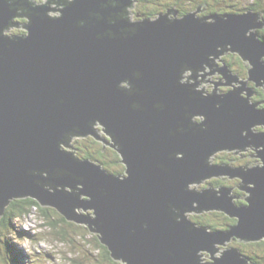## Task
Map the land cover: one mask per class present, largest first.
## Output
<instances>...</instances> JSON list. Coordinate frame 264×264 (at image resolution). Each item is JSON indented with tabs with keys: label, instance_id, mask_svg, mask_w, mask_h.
<instances>
[{
	"label": "water",
	"instance_id": "1",
	"mask_svg": "<svg viewBox=\"0 0 264 264\" xmlns=\"http://www.w3.org/2000/svg\"><path fill=\"white\" fill-rule=\"evenodd\" d=\"M55 2L61 7L0 0V217L11 201L31 198L84 224L123 264H251L226 246L264 241V132L251 131L264 126V109L250 104L252 91L248 98L242 89L203 98L179 79L183 66L215 71L211 63L231 52L264 86L259 14L212 21L160 15L129 24L122 16L127 0ZM14 19H27L24 35H5ZM215 72L239 80L226 66ZM199 100L214 105L204 123H194L205 129L190 123ZM96 126L111 139L126 176L63 150L75 151L69 144L76 137L99 139ZM241 148L254 150L262 165L207 161ZM219 176L241 179L244 205L226 187H193ZM209 212L236 218V225L212 231L195 223V215Z\"/></svg>",
	"mask_w": 264,
	"mask_h": 264
},
{
	"label": "rangeland",
	"instance_id": "2",
	"mask_svg": "<svg viewBox=\"0 0 264 264\" xmlns=\"http://www.w3.org/2000/svg\"><path fill=\"white\" fill-rule=\"evenodd\" d=\"M158 1L159 0H156L155 2L158 3ZM258 1L263 7L264 0H258ZM161 2H163V0H161L160 3ZM227 2L228 3L231 2V5L228 3L227 5H229L233 11H240L247 4H249V2H252V0H229ZM33 3L35 4L45 3V0H35L33 1ZM49 15L52 17L59 16L56 11H51ZM228 15H233V14L228 13ZM26 20L27 19H14L13 25H12L14 26V28H11L5 31V35L12 36V35L25 34L26 30H22V28ZM263 28H264V25L262 26V28H257V30L263 29ZM251 33H253V29H249V31L245 33L246 37H249ZM257 41L261 42L260 40H257ZM262 43L264 44V42ZM235 56H238L241 62H243V60L241 59L238 53H231V52H227L225 55L218 57L220 58V60L218 58L217 59L220 62H222L221 59L224 57L231 66V69H230L229 66L227 65L228 71L230 73H233L234 76H238L239 80H241L242 83H238L237 80L229 82L228 79H226L219 73L214 72V70L203 65L200 69L204 68L203 74L205 75L201 77L199 76L200 73H198V77H197V80L200 83L199 87L201 88L202 93L206 91V92H210V94H213L214 92V94L216 93L215 95H223L232 89L234 90L242 89L241 93H245L246 94L245 98H248L247 93L249 91H252V87H251L252 83L256 86V84L253 81H251L248 77V70L250 69L251 66L249 64L243 63L246 67V72L245 73L239 72ZM230 59L232 60L231 63L229 62ZM219 61H217V63L219 64V66H222L221 65L222 63H220ZM261 62L264 63V56L261 57ZM209 72H212V73L210 74ZM182 81H183V78H182ZM257 88H262V86H257ZM203 95L208 96L207 93H204ZM252 95L254 96L253 92H252ZM252 95L250 96V98L255 100V101L254 100L252 101L254 102V104H257L256 109H259V110L264 109L263 103L259 104L258 102H256L257 100H260V99L256 100L255 97H253ZM252 101L251 102L249 101L250 104H252ZM195 118L196 116H194V119ZM192 121L194 123H200L194 120ZM251 131L254 133H263L264 126H261V125L254 126L251 128ZM107 139H110V138L107 137ZM89 140L87 138H82V139L80 138V140L71 141L69 146H72V148L73 146L76 147L77 150L75 151L67 147H63V149L66 152H74L73 156L75 158L79 160H83L80 158V156L84 158L86 153H88L87 151H90L93 149ZM77 143H78V147L76 145ZM83 145H84L83 150H80L81 148L79 147H82ZM236 153L246 154L248 155L249 158L247 157H244L243 159L241 158L242 161L240 162L234 161L235 166L233 167L227 160L232 159L234 155H236ZM216 154L217 155L215 156V164H212V165H216V166L224 165V166H230L233 168H240L238 166L255 167L258 165H262V162H260V160L256 158L258 154H256V152L250 148H241L238 150H223V151L217 152ZM256 160L257 161L259 160V161L255 162ZM116 165H117L118 170H120L119 164L117 163ZM109 167L113 169L115 166L112 164H109ZM212 178H218L217 180L220 181L221 183L219 186L228 188L231 193L230 194L231 197L232 196L237 197L235 199L237 202L243 201V199L248 196L247 192L245 193L241 191L240 193H238L236 191L237 190L236 186L239 185V183H241L240 178L238 177L229 178V176H219V177H212ZM237 180H239V182ZM193 187L196 189H200V187L202 186L195 185ZM67 190L70 191L69 188H67ZM81 199H85V197H82ZM236 205H242V204L237 203ZM43 208H49V207H43ZM49 211L53 214L52 208H49ZM75 211L77 214H82L84 212L82 209H75ZM195 216H199L201 218L203 216H206L208 217L209 222H218L219 224L221 223L224 224L228 222L227 218H229L230 220L233 219L227 216L223 212H209V213L195 215ZM0 218H2V216ZM189 219H190V215H189ZM235 220L237 221L236 218ZM69 223H72V224L66 225V226L65 224H62L58 227V230L64 229L61 235L63 238H65V240H63L61 239V237L58 236L56 230L49 229V225H47V222L43 220L42 218H40L37 212L35 213V215L32 214L20 220H15L14 225L16 226V228L24 231V233L22 234L18 235L16 233H12L9 236L11 244L14 248L12 251L15 250L16 252H18V255L15 256L16 252L14 253L12 252V254H9L10 256H8L7 255L8 253H6L5 250L3 249L4 245L0 243L2 245V247L0 246V264H123L121 261L113 260L112 258H110V260H107L106 258H104V256H101L99 254L101 251V248H99V245L96 244L97 242H96L95 234L89 232V230H87L88 228L84 227V224H77L74 221H70ZM201 224L205 225V227L212 226V223L206 224L202 222ZM234 225H236V223ZM213 230L217 231L216 229H213ZM226 230L227 229H224V231ZM7 237L8 236H6V238ZM84 238H86V240L88 239L87 245L85 242H83ZM228 246L236 248L238 246V243H236L235 240H232L231 242L228 243ZM219 247L220 246H217V249ZM207 254H203L202 258L204 262L208 263L210 262V259H209V254L208 255ZM216 254L220 255V253L218 252H216ZM259 254L264 255V250L261 251ZM251 262L252 261L250 260V263ZM260 264H264L263 257H261L260 259Z\"/></svg>",
	"mask_w": 264,
	"mask_h": 264
},
{
	"label": "flooded vegetation",
	"instance_id": "3",
	"mask_svg": "<svg viewBox=\"0 0 264 264\" xmlns=\"http://www.w3.org/2000/svg\"><path fill=\"white\" fill-rule=\"evenodd\" d=\"M156 0H127V6L124 8L123 10V14L122 16L127 20V22L129 24H138L142 21L145 20H155L156 18L160 17V15H167V19L172 20V19H179L182 18L186 15L192 14L195 19L200 20V21H212V19L216 16H226L229 14H233V15H239V14H243V13H254V14H259V18L261 17V14L259 12H255V8H251V11H249L248 9H241L240 11H233L229 5H224L221 2L223 1L224 3H227V0H163V2L160 3L161 0L158 1V3L155 2ZM229 1V0H228ZM259 2V1H258ZM251 3L253 4V2H250L249 4L251 5ZM258 8L259 9H264V6L262 7L260 2L258 3ZM55 7H61L60 4H54ZM231 5V2H230ZM256 5V4H255ZM51 6V5H50ZM54 8V7H53ZM56 9V8H55ZM254 11V12H253ZM264 11V10H263ZM258 30H256V34L258 36V38L260 37L261 39L263 37V29H259V33H257ZM218 58V57H217ZM220 60V58H218ZM218 59L215 60V63H211V66L215 67V71H217V67L219 64L217 63V61H219ZM237 65H238V69L239 72H246V67L243 64V62H241L240 58L238 56H235ZM222 63L221 65L229 66V68L231 69L230 64L227 62V60L223 57L221 59ZM229 62L231 63L232 60L230 59ZM224 63V64H223ZM198 67L201 66H195V67H187L186 65L183 66L180 75H181V81L179 79V82L182 83L183 85H190V91L194 92L196 94L197 97H205L203 94L207 93L208 96L212 95L210 94V92H206L204 91L202 93L199 81L197 80L198 77V72L200 73L199 76L203 77L204 73V68L199 69ZM212 68V67H211ZM197 69V70H196ZM214 71V72H215ZM210 74L212 72H209ZM232 76H234L233 73H231ZM183 78V81H182ZM226 79L229 80V82L231 81H236L230 78V75L227 74V77H225ZM238 83H241V80H237ZM126 84H124L125 86ZM251 85V84H250ZM252 92L254 94L253 97H255V99H260L257 100L256 102H258L259 104H264V86H262V88H257V86H255L252 83ZM226 93V92H225ZM214 94V92H213ZM216 94V93H215ZM248 94V93H247ZM245 93H241V97H245ZM254 99H249V101L251 102ZM200 102L203 101L200 110H198L197 114L195 115H190V120H191V125L197 126L199 128L205 129L207 126L206 125H201L198 126L196 124H194V121L200 122V123H204L207 120V117L210 116V112L214 111V105L212 104L211 100H199ZM255 101V100H254ZM188 104L194 105L192 101H188ZM252 104H254V102L252 101ZM257 105V104H254ZM198 107V106H197ZM200 115L201 119L199 116ZM194 116H196V118L194 119ZM199 117V118H197ZM205 120H204V118ZM97 131L101 132L100 128H96ZM93 138L90 137V140H92ZM94 141V145L97 147V149L99 148V146H101V152H99L98 150H96V152L101 155H107V154H113L114 157H120L118 155V152L113 149V145L111 143V141L109 139H107V137L104 136V134H101L99 139H93ZM250 148H253L250 146ZM254 149V148H253ZM92 152V151H91ZM245 153V152H244ZM243 153H236V155H234V157L232 159H226L233 167L235 166L234 161H242L241 158L243 159L244 157H248V155L243 154ZM217 154H213L210 158H208V163L210 165L215 164V156ZM93 156V155H92ZM115 158V159H116ZM95 160V158H94ZM96 160H101L103 163L104 161L102 159H99L98 157H96ZM95 160V161H96ZM254 161V160H253ZM252 161V162H253ZM259 161V160H258ZM257 160L255 162H258ZM119 164L121 166L120 168V172L116 173L115 175L118 176H126L125 172H126V166L122 163L121 158L119 159ZM240 167V166H238ZM110 173V172H109ZM113 174V173H111ZM218 178H209L206 179L204 181V183L201 184V188H205L207 186H215V187H219V185L221 184L220 181L217 180ZM239 182V180H237ZM204 185V186H203ZM237 191V190H236ZM238 192V191H237ZM241 192V191H239ZM261 259V258H260ZM260 259L258 258L257 261L260 263Z\"/></svg>",
	"mask_w": 264,
	"mask_h": 264
},
{
	"label": "trees",
	"instance_id": "4",
	"mask_svg": "<svg viewBox=\"0 0 264 264\" xmlns=\"http://www.w3.org/2000/svg\"><path fill=\"white\" fill-rule=\"evenodd\" d=\"M33 1H35V0H28V2H31V3H33ZM252 2H253V4L252 3H251V5L247 4L244 8L248 9V10L250 9L249 11H251V8L252 9L255 8V12H259L261 14L260 20L264 21V11H263L264 9H259L258 8V5H259L258 4L259 3L258 0H252ZM221 3L225 5V3L223 1ZM44 4L54 5V4H57V2H55V0H45ZM228 4H230V3H228ZM17 7L18 8L20 7L19 10H18L20 15L25 14L26 11H25L24 8H21V6H17ZM263 30H264V28H263ZM259 32H261V31L258 30L257 33H259ZM262 33H263L262 34L263 35L262 38H264V31ZM258 40H260L261 42H264V39H261L260 37L258 38ZM91 138H93V137H91ZM87 139L89 140L90 137H87ZM93 139L89 140L90 144L93 147V149L90 150V151H87L88 153H86L85 157L89 158V159H92V160H94V158L96 160V157H98L99 159H102L104 161V163L101 160H99V161L96 160V161L98 163L102 164L103 167L106 170H108L110 172H117V173L120 172L121 170H118L117 165H116L117 163L119 164V158L118 157L117 158L114 157V155L110 154V153L107 154V155H103V154L99 155L96 152V150L101 152V146H99V148L96 149L97 147L94 145L95 143H94ZM77 147H78V143H77ZM79 148H81L80 150H83L84 145L82 147H79ZM80 158H83V157L80 156ZM109 164H112L115 167L112 169V168L109 167ZM119 168H121L120 164H119ZM238 193H240V192L238 191ZM241 202H237V203L244 205V202L243 201H241ZM36 212L38 213L40 218H42L43 220H45L47 222V225H49V229L56 230L58 236L61 237V239L65 240V238H63L61 236L63 231H64V229H59L58 230V227L60 225H62V224H65V226H66V225H71L72 223H69L70 221H68L66 219V217L62 213H60V211H56V210L53 209V214L55 215L54 216L49 211V209L47 210V208L41 207L33 199L26 198V199H20V200H13L6 207L5 214L2 216V218H0V243H2L4 245L3 249L5 250L6 253H8L7 254L8 256H10L9 254H12V252L13 253L16 252L15 250L12 251L14 248H13V246L11 244L10 239H9L10 234L16 233V234L19 235V234L24 233L23 230H20V229L15 227L14 221L15 220H20V219L25 218L27 216H30L32 214L35 215ZM227 219H228V222H226L224 224H222V223L219 224L218 222H209L208 217H206V216H203L202 218L199 217V216H195V218H194L195 223L198 224L199 226H205V225L201 224L202 222H204L206 224H211L212 223V226H209V228L210 229H216V230L228 229V228H230L231 226H233L236 223L235 219L234 220L233 219L230 220L229 218H227ZM227 219H226V221H227ZM84 227H86V226H84ZM206 227H208V226H206ZM6 236H8V237L6 238ZM95 237H96V242H97L96 244H98L99 248H101V251H100L99 254L101 256H104V258H106L107 260H110L111 257H110L109 249L106 246L101 244V242L99 241L97 235H95ZM87 241H88V239L86 240V238H84L83 242H85L86 245H87ZM235 242L238 243V246L236 248L239 249L240 252H242L244 254L243 255L244 257L250 259L253 264H260L257 261V258H259V259L261 257L264 258V255H260L259 254L261 251L264 250V241L253 242V243H239L237 240H235ZM0 246L2 247L1 244H0ZM16 255H18V252H16L15 256Z\"/></svg>",
	"mask_w": 264,
	"mask_h": 264
},
{
	"label": "clouds",
	"instance_id": "5",
	"mask_svg": "<svg viewBox=\"0 0 264 264\" xmlns=\"http://www.w3.org/2000/svg\"><path fill=\"white\" fill-rule=\"evenodd\" d=\"M97 127L100 128V130H101V127H100V126H96L95 129H96ZM96 130H97V129H96ZM98 132H99V131H98ZM101 134H104V136H107L102 130H101V132H99V136H100ZM88 137H92V136H88ZM107 137H108V136H107ZM84 138H87V137H84ZM108 138H109V137H108ZM81 139H82V138H81ZM73 140H80V138H79V137H76V138H74ZM73 140H72V141H73ZM109 140L111 141V139H109ZM70 143H71V142H70ZM111 143H112V142H111ZM76 145H77V144H76ZM112 145H113V143H112ZM63 147H65V146H62V148H63ZM73 148L76 149L74 146H73ZM63 150H64V149H63ZM76 150H77V149H76ZM118 155H119V154H118ZM76 159H77V158H76ZM81 159H83V160H89L90 162L96 164V161H95V160H92V159H89V158H81ZM119 159H120V157H119ZM78 160H79V159H78ZM104 170H105L106 172H108V173L110 172V171L106 170L105 168H104ZM110 173L116 174L117 172H110ZM205 188H206V187H205ZM237 190H238V189H237ZM238 191H239V190H238ZM24 199H26V198H24ZM30 199H31V198H30ZM16 200H20V199H16ZM11 202H12V201H11ZM235 203L237 204V201H236V200H235ZM242 205H243V204H242ZM238 206H239V205H238ZM47 209H49V208H47ZM52 209H53V208H52ZM54 210H55V209H54ZM4 214H5V212H4ZM4 214H3V215H4ZM15 227H16V226H15ZM209 229H210V228H209ZM210 230L215 231V230H213V229H210ZM219 230H221V229H219ZM93 234H94V233H93ZM95 235H96V234H95ZM219 248H220V249H225V247H221V246H220ZM219 248H218V249H219ZM226 248H233V247H231V246L229 247L228 244H227ZM239 251H240V250H239ZM241 253H242V252H241ZM207 255H208V254H207ZM242 255H244V254L242 253ZM202 257H203V255H202ZM249 262H250V259H249ZM251 264H253V263L251 262Z\"/></svg>",
	"mask_w": 264,
	"mask_h": 264
},
{
	"label": "bare ground",
	"instance_id": "6",
	"mask_svg": "<svg viewBox=\"0 0 264 264\" xmlns=\"http://www.w3.org/2000/svg\"><path fill=\"white\" fill-rule=\"evenodd\" d=\"M14 27V26H13ZM24 35V34H23ZM199 73V72H198ZM114 149V148H113ZM218 152H220V151H218ZM217 152H215V154H216ZM257 154V153H256ZM96 165L98 166V165H100L99 167L100 168H102V169H104V167H103V165L102 164H100V163H98L97 161H96ZM230 178V177H229ZM244 192V191H243ZM82 197H85V196H82ZM86 199H87V197H85V199H82L83 201H86ZM220 251H223V250H220Z\"/></svg>",
	"mask_w": 264,
	"mask_h": 264
}]
</instances>
